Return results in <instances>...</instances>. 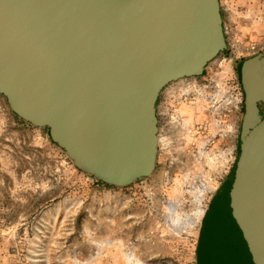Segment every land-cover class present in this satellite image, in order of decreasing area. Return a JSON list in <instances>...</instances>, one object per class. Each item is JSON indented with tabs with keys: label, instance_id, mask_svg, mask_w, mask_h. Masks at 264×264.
I'll return each mask as SVG.
<instances>
[{
	"label": "water",
	"instance_id": "obj_1",
	"mask_svg": "<svg viewBox=\"0 0 264 264\" xmlns=\"http://www.w3.org/2000/svg\"><path fill=\"white\" fill-rule=\"evenodd\" d=\"M225 48L219 0H0V94L115 186L154 170L164 87ZM243 82L238 155L205 213L198 264H264V53Z\"/></svg>",
	"mask_w": 264,
	"mask_h": 264
},
{
	"label": "rangeland",
	"instance_id": "obj_2",
	"mask_svg": "<svg viewBox=\"0 0 264 264\" xmlns=\"http://www.w3.org/2000/svg\"><path fill=\"white\" fill-rule=\"evenodd\" d=\"M226 48L157 103L151 174L107 184L0 94V264H198L206 211L238 155L236 64L264 52V0H219Z\"/></svg>",
	"mask_w": 264,
	"mask_h": 264
},
{
	"label": "flooded vegetation",
	"instance_id": "obj_3",
	"mask_svg": "<svg viewBox=\"0 0 264 264\" xmlns=\"http://www.w3.org/2000/svg\"><path fill=\"white\" fill-rule=\"evenodd\" d=\"M264 53V52H263ZM249 58H247L246 60H241L240 63H237L235 68H236V74H235V84L238 85V87L240 88V92H241V96H242V104L238 106L239 110H240V125H239V130L241 133V128H242V118H243V114H244V106H245V92H244V82H243V65L246 61H248ZM259 107L262 111H264L263 108V104L259 103ZM240 133H239V138H240Z\"/></svg>",
	"mask_w": 264,
	"mask_h": 264
},
{
	"label": "built area",
	"instance_id": "obj_4",
	"mask_svg": "<svg viewBox=\"0 0 264 264\" xmlns=\"http://www.w3.org/2000/svg\"><path fill=\"white\" fill-rule=\"evenodd\" d=\"M240 88L238 87L237 84H235V99H236V107L238 108L239 105L242 104V96H241V92H240Z\"/></svg>",
	"mask_w": 264,
	"mask_h": 264
},
{
	"label": "crops",
	"instance_id": "obj_5",
	"mask_svg": "<svg viewBox=\"0 0 264 264\" xmlns=\"http://www.w3.org/2000/svg\"><path fill=\"white\" fill-rule=\"evenodd\" d=\"M221 13V12H220ZM222 18V17H221Z\"/></svg>",
	"mask_w": 264,
	"mask_h": 264
}]
</instances>
